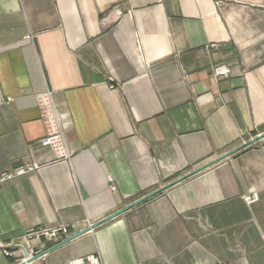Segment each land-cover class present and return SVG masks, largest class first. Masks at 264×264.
Segmentation results:
<instances>
[{
    "label": "crops",
    "instance_id": "obj_1",
    "mask_svg": "<svg viewBox=\"0 0 264 264\" xmlns=\"http://www.w3.org/2000/svg\"><path fill=\"white\" fill-rule=\"evenodd\" d=\"M219 63L231 72L214 79ZM44 89L70 159L42 143ZM262 132L264 0H0V173L39 166L0 187V264L34 227L97 221ZM93 253L264 264V138L33 264Z\"/></svg>",
    "mask_w": 264,
    "mask_h": 264
},
{
    "label": "built area",
    "instance_id": "obj_2",
    "mask_svg": "<svg viewBox=\"0 0 264 264\" xmlns=\"http://www.w3.org/2000/svg\"><path fill=\"white\" fill-rule=\"evenodd\" d=\"M214 46V45H211ZM208 47V46H207ZM230 68L224 63L216 64L212 67V76L214 79L219 77H228L230 75ZM113 88V85L110 86ZM35 104L38 107L40 118L43 122L44 128V138L42 143L54 154L55 160L70 159L72 153L67 147V141L65 133L63 132L62 119H60L56 104L54 103L53 91L50 89H44L42 92H38L34 95ZM11 98H6V101H11ZM39 166L37 163H32L29 165H22L13 170H6L0 173V187L4 183L12 180L13 178L31 173ZM110 190L114 191L115 186L113 184L109 187ZM257 198V194L253 192L250 195L243 196L244 201L251 203ZM91 225V221L88 219H81L80 221L69 223L63 222L53 225H40L34 227V229L24 233L21 238L15 242L9 243L5 248H2L4 255L13 256L16 249H25L28 254L24 253L16 261L19 262L22 259H26L29 256L34 255L38 251H33L31 247L32 241L34 239L44 240L50 242L51 244L62 241L64 238L70 236L71 234L78 232V230L86 228ZM30 264H33L30 263ZM62 264H101L98 254L93 253L91 255L78 256Z\"/></svg>",
    "mask_w": 264,
    "mask_h": 264
},
{
    "label": "water",
    "instance_id": "obj_3",
    "mask_svg": "<svg viewBox=\"0 0 264 264\" xmlns=\"http://www.w3.org/2000/svg\"><path fill=\"white\" fill-rule=\"evenodd\" d=\"M262 138H264V132L259 133V134L255 135L254 137H251L249 140L243 142V144H241L239 146H236V148H234V149L223 152L221 155L207 161V163H204L203 165L195 167L192 170H189V171L179 175L177 178H175L171 181H168V182L164 183V185L159 186V187L155 188L154 190L150 191V193L142 195V196L136 198L134 201L129 202V203L125 204L124 206H121V208H119L115 211H112L111 213L106 214V216L98 219L97 221L92 222L90 226L78 230V232L71 234L70 236L64 238L62 241L54 243V244L50 245L48 248L41 250V251L35 253L34 255L27 257L26 259H22L15 264H30V263L34 262L36 259H38L42 255L49 253V251L56 249V248L62 246L63 244L78 238L82 234H85L87 232L92 231L93 228H95V227H97L103 223H106L109 219L114 218L118 215H121V213L126 212L129 209L134 208L136 205H138V204H140L146 200H149L151 197L164 192L168 188L179 184V182H181L187 178L192 177L193 175L197 174L198 172H201V171L207 169V167H210V166H212L218 162H221L223 159H225L228 156L236 153V151H238V150H240L246 146H249V145H251V143H253L257 140H260ZM22 251L24 252L25 255L28 254V252L24 248L22 249Z\"/></svg>",
    "mask_w": 264,
    "mask_h": 264
},
{
    "label": "rangeland",
    "instance_id": "obj_4",
    "mask_svg": "<svg viewBox=\"0 0 264 264\" xmlns=\"http://www.w3.org/2000/svg\"><path fill=\"white\" fill-rule=\"evenodd\" d=\"M225 64V63H224Z\"/></svg>",
    "mask_w": 264,
    "mask_h": 264
}]
</instances>
